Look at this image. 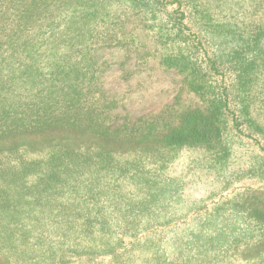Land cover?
Here are the masks:
<instances>
[{"label": "rangeland", "instance_id": "obj_1", "mask_svg": "<svg viewBox=\"0 0 264 264\" xmlns=\"http://www.w3.org/2000/svg\"><path fill=\"white\" fill-rule=\"evenodd\" d=\"M170 1L166 11L173 14L175 19L180 16L175 13L177 2ZM4 2L11 3V0H0V3ZM27 2L35 4V9H30L38 14L45 6L44 14L52 12L54 15L58 12V19L64 17L60 21L61 27L52 35L43 34L48 37L44 43L46 54L51 63L57 62L58 54H66L60 65L66 69L69 62L81 67L87 78L93 77L99 90L92 86L87 93L83 88L79 91V94H85L81 101L88 95L87 105L96 103L93 109L99 116L106 113L112 115L109 121L112 128L140 117L151 122L161 119L172 122L180 113L190 109L208 111L203 97L193 88L189 75L167 67L163 61L166 54L176 51L187 53L183 42H172L171 47L169 42L162 44L160 41L164 37L159 41L151 20L134 9L128 0ZM193 2L201 6L198 9L206 13L213 23L230 25L231 21L237 23L236 20H239L238 25L243 20L264 23V0ZM181 9L185 18L176 27L183 28L185 32L189 28L195 33L196 27L189 21L191 12L188 14L183 6ZM196 15L200 17L198 13ZM29 28L33 30L36 27L30 24ZM201 33L199 31L189 37L200 50L198 58L203 57L205 44ZM207 51H212L210 46ZM221 76L227 83L232 77L225 68H221L219 74L215 77L212 75L211 79L219 82ZM58 77L62 78L63 74ZM59 83L60 79L54 80L52 92L59 91ZM75 94L71 89L62 95ZM248 99L249 118L264 129L263 69L256 74ZM249 135L241 136L240 141L234 143L227 169L218 173L213 168L199 166L188 170L187 165L200 151L185 147L178 150L173 161L163 162L161 172L160 162L140 161L145 169L144 175L149 177L146 182L107 178L123 192L127 200L120 204L119 211L113 212L109 219L112 222L110 230L106 233L100 232L96 222L105 193L96 195V192L101 189L99 181L102 174L112 175L106 171L107 167L102 168L99 160L95 161V165L82 163L79 171L64 174L62 178L65 182L59 190L48 182L41 187L39 194L29 192L22 197L24 200L12 191L4 193L2 197H6V200L0 203V264H99L100 261L110 264L111 250L120 257H127L133 264H169L167 261H172L176 256V247L181 248L180 264H215L219 261L212 259L211 250L203 249L206 247L200 244L202 239H198L191 248L186 245L190 235H199L202 228L205 231L213 229L206 223L210 222L208 219L216 217L214 206L217 203L223 206L222 202L236 196L244 200L238 199L244 205L240 206L244 214L238 215L236 212L234 215L226 209L215 219L226 218L228 220L225 222L231 223L243 216L241 220L252 228L253 236L252 239H245L239 247L232 248L234 260L231 264H264V238L258 235L254 237V225L259 227V224L254 223V214L249 209L257 204L260 194L264 196V166L260 165L264 161V138ZM6 146L23 149L27 158L39 161L48 159L51 153L64 150L78 151V154L88 157L107 150L116 158V162L128 158L132 153L143 155L145 152L141 146L135 148L127 141L110 142L91 133L63 129L0 138V148ZM73 157L82 162V157ZM99 170V174L94 172ZM155 171L157 174H154ZM86 177L98 179L92 192L85 189L82 179ZM28 178L31 181L34 179L32 176ZM176 178L182 182L176 193L172 189L169 195L162 197L153 193L156 195L154 202L147 203L146 209H143L153 189ZM234 178L237 179L230 183ZM256 218L264 225V216ZM176 230L177 244L171 238Z\"/></svg>", "mask_w": 264, "mask_h": 264}, {"label": "trees", "instance_id": "obj_2", "mask_svg": "<svg viewBox=\"0 0 264 264\" xmlns=\"http://www.w3.org/2000/svg\"><path fill=\"white\" fill-rule=\"evenodd\" d=\"M27 1L11 0V3H0V138L8 139L14 135H31L63 129L91 133L110 142L127 141L135 148L141 146L145 152L143 155L132 153L128 158L116 162V158L107 150L98 151L94 157L80 155L78 151L64 150L51 153L48 159L39 161L27 158L23 149L19 150L16 146L0 148V203L6 200L2 195L8 191L14 192V195L17 194L18 198L24 200L22 197L27 193L33 191L34 194H39L41 187L49 183L56 185V190H59L65 182L62 178L64 174L79 171L87 162L95 165V161L99 160L102 168L107 167L106 171H110L112 175L102 174L99 181L102 186L96 192V195L105 193L101 198L102 206L96 222L100 232L106 233L105 231L110 230L112 222H109V219L113 212L119 211L120 204L127 200L123 192L114 187L107 178L146 182L149 177L144 175L145 169L140 161L147 159L160 162L161 172L163 162L173 161L178 155V150L185 147L200 151L187 165L188 170L199 166L213 168L218 173L219 170L227 169L231 149L234 143L240 141L241 136L250 134L249 136L264 138V129L253 123L248 113V97L253 81L258 71L264 70V23L261 21L243 20L241 25H238L239 20H236L237 23L231 21L230 25L213 23L206 13L198 9L201 6L193 0H175V13L180 16L174 19L173 14L166 11L170 0H128L134 9L151 20L158 32L159 41L164 37V40L160 41L162 44L169 42L171 47L172 42H183V46L188 49L187 53L172 52L166 54L163 61L167 67L176 68L189 75L193 88L203 97L208 111L190 109L180 113L172 122H163L162 119L159 122H151L140 117L131 123L124 122L121 126L112 128L109 124L112 115L106 113L99 116L93 109L96 103L87 105L88 95L81 101L85 94H79V91L83 88H86L87 93L91 91L92 86L99 90L93 77L87 78L81 67H75L69 62L66 63V69L60 65L67 57L66 54H58L56 63H51L46 54L44 43L48 37L43 34L52 35L61 27L60 21L64 17L58 19V12L54 15L52 12L44 14L47 9L45 6L38 14L30 9H35V4ZM182 6L188 14L191 12L189 21L196 27L195 33L189 28L186 33L183 28L176 27L183 23L185 18ZM30 24L36 28L31 30ZM199 31L205 41L203 57L200 58L199 48L189 38L191 34H197ZM208 46L211 52L207 51ZM41 62L43 65H40ZM221 68H225L232 76L228 83L222 76L219 82L217 79H211L212 75L215 77L219 74ZM61 73L63 77L59 78ZM56 79H60L59 91L52 92ZM71 89L76 92L75 95H62ZM59 95L65 98L60 99L57 97ZM76 155L82 157V162L81 159L73 157ZM260 165L264 166V161H261ZM100 171L94 172L99 174ZM28 176L34 177L33 181L29 180ZM235 179L237 178L231 179L230 183ZM83 180L85 189L91 192L98 183V179L90 177ZM181 185L182 182L176 178L153 189L151 196L144 202L143 209H146L147 203L154 202L156 195H169L171 189L176 193ZM261 195L257 197V204L249 209L250 213L254 214V223L259 224V227L254 225V229H258H255L254 237L258 235L263 239L264 225L261 221L257 222L260 219L256 218L264 216V196ZM238 199L244 201L236 196L222 202L223 206L217 203L214 206L216 217L208 219L210 222L206 223L213 229L205 231L202 228L199 235H190L186 246L191 248L198 239H202L200 244L206 247L203 249L211 250L212 259L219 261L215 264H231L234 260L232 248L239 247L245 239H252V228L241 220L243 216L231 223L225 222L228 220L226 218H215L226 209L234 215L236 212L238 215L244 214V209L240 207L244 205H241ZM15 213H18L16 209ZM85 225L83 220V226ZM171 238L173 243L177 244V230L173 231ZM176 248V256L173 252L174 258L167 261L169 264H180L178 259L181 257V248ZM113 252L114 250L110 251V264H133L127 257H120ZM207 260L209 261L208 258ZM99 264L105 263L100 261Z\"/></svg>", "mask_w": 264, "mask_h": 264}]
</instances>
